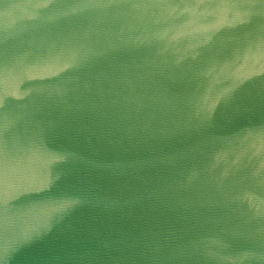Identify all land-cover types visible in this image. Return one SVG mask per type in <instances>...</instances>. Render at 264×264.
<instances>
[{
  "label": "water",
  "instance_id": "95a60500",
  "mask_svg": "<svg viewBox=\"0 0 264 264\" xmlns=\"http://www.w3.org/2000/svg\"><path fill=\"white\" fill-rule=\"evenodd\" d=\"M0 264H264V0H0Z\"/></svg>",
  "mask_w": 264,
  "mask_h": 264
}]
</instances>
